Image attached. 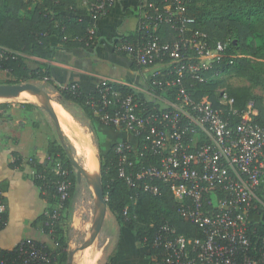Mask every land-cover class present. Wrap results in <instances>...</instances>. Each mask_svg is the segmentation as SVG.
<instances>
[{"label": "built area", "instance_id": "obj_1", "mask_svg": "<svg viewBox=\"0 0 264 264\" xmlns=\"http://www.w3.org/2000/svg\"><path fill=\"white\" fill-rule=\"evenodd\" d=\"M115 3H87L89 17H104ZM187 3L142 0L137 30L144 37L116 48L139 68L163 67L152 71L148 85L153 93L167 94L164 107H149L106 83L86 98V106L101 126L135 140L114 148L118 177L127 188L156 195V183L168 186L177 214L196 229L189 236L160 224L150 244L151 264H264V123L256 122L258 112L252 104L239 110L224 90L216 96L215 108L204 96L194 97L189 91L194 85H185L188 80L205 84L217 77L207 79L201 73L221 62L229 46L228 41L209 44L204 32L192 28L195 19L186 15ZM161 27L174 31L177 39L162 41L155 34ZM88 32L92 40L95 31ZM17 58L0 48V76L7 73L2 63ZM61 89L81 95L73 84ZM148 156L153 162L144 167L133 160ZM69 186L67 181L57 184L60 207L69 198ZM5 224L0 193V231ZM144 243L148 245L147 238ZM17 246L0 264H57L55 255L34 241L22 240Z\"/></svg>", "mask_w": 264, "mask_h": 264}, {"label": "trees", "instance_id": "obj_2", "mask_svg": "<svg viewBox=\"0 0 264 264\" xmlns=\"http://www.w3.org/2000/svg\"><path fill=\"white\" fill-rule=\"evenodd\" d=\"M93 1L95 0H0V47L20 54L47 58L51 56L48 39L55 37L59 49L87 48L94 42V38L88 39V31L93 27L88 20L90 17L87 11V3ZM186 15L195 19V25L192 28L204 32L209 44L219 41L229 43L223 60L218 64H213L210 70L201 73L207 79L217 77L205 84H196L189 80L185 84L187 87L190 84L194 85V88L189 89L194 97L201 98L206 95L205 98L209 99L216 108L215 100L219 93L216 94L215 90L222 81L221 77H245L247 70L252 67L250 58L264 60V0H188ZM155 34L164 42H173L177 39V34L168 27H161ZM143 37V32L137 30L129 37L115 41L114 48L124 42L135 44ZM237 50L241 52L239 56L236 54ZM2 66L7 70L8 77L12 76L17 80L26 81H47L63 101H70L80 106L93 122L104 128L86 106L87 97H84L82 93L80 96L71 95L66 90L51 84L48 72H45L41 66L29 69L22 57L15 60L9 59L3 62ZM18 84L11 82L8 78L0 81V85ZM120 90L123 93L132 92L125 87ZM158 93L164 94L163 92ZM227 93L234 98L236 108L245 109L244 104L238 102L236 94ZM254 102L258 112L256 122L262 124L264 123V108L260 101L255 100ZM147 104L155 109L160 108L154 103L147 102ZM5 107V104L0 106V108ZM143 138V136L140 137L139 141L141 142ZM115 146L116 144L109 147L98 158L107 208L118 224L128 231H135L133 217L138 218L139 222L144 225L143 228L135 231V240L139 245L148 249V260L151 264L150 244L160 224L168 223L176 229L177 233H186L189 236H194L196 229L177 214L176 204L168 186L156 183L158 184L156 195L127 188L123 180L118 177V157L114 151ZM47 156L48 159L43 163L32 159L25 162L30 172L33 173L30 178L39 189V197L47 206L45 213L39 216L32 226L49 235L53 248L48 249L38 243L37 245L54 254L57 264H66L70 236V205L76 193V182L73 169L60 144L50 142ZM11 159L13 161L9 166L12 169H22L20 157L13 153ZM133 160L137 166L141 163L143 167L153 162L149 156L147 158L136 157ZM62 181L69 182L70 186L69 198L60 207L61 202L56 187ZM3 191L0 187V193ZM260 193L261 189L258 194L261 195ZM125 209H127L126 216L124 215ZM54 214L57 215V220H51ZM262 221L264 223V217ZM151 225L153 227L150 228ZM144 238L148 239V245H145ZM17 247L11 251L0 250V260L3 256H13ZM110 264H117L116 257L110 261Z\"/></svg>", "mask_w": 264, "mask_h": 264}, {"label": "crops", "instance_id": "obj_3", "mask_svg": "<svg viewBox=\"0 0 264 264\" xmlns=\"http://www.w3.org/2000/svg\"><path fill=\"white\" fill-rule=\"evenodd\" d=\"M141 3L142 0H116L104 17L88 18L95 36L93 44L87 48L59 49L55 37L48 39L51 56L47 58L0 48L17 54L18 58L23 57L24 63L27 59L38 62V65L48 72L51 84L59 88L76 85L84 97L95 94L96 87L106 83L121 92L122 87L130 89L138 99L164 107L163 101L167 94L153 93L148 85L152 71L163 67L159 65L154 68H139L128 56L114 48L115 41L137 32ZM8 75L6 73L4 78L7 79ZM61 108L63 116L57 113L61 129L72 144L74 156L79 157L76 150L83 146L81 143L83 135L69 113ZM106 132L113 143L135 141L127 134L116 130L106 129ZM50 142L53 140L48 120L39 110L21 108L7 111L0 108V187L4 190L1 197L4 199L6 220L4 228L0 231V250L11 251L22 240H31L48 249L53 248L49 235L32 226L33 222L45 213L47 206L40 199L39 189L33 184L31 172L25 165V162L31 159L40 163L45 162L48 159ZM108 147L107 143L101 144V153ZM13 153L21 158L22 169H12L9 166L13 161L11 159ZM93 255H97L99 260V252L91 249L87 264H98ZM148 255L145 246L139 245L136 240L129 241L116 255V263L150 264Z\"/></svg>", "mask_w": 264, "mask_h": 264}, {"label": "rangeland", "instance_id": "obj_4", "mask_svg": "<svg viewBox=\"0 0 264 264\" xmlns=\"http://www.w3.org/2000/svg\"><path fill=\"white\" fill-rule=\"evenodd\" d=\"M236 54L239 56L241 52L237 50ZM23 58V57H22ZM36 60V59H35ZM26 66L30 69L38 68V62H33L32 60H25ZM251 68L247 70L245 77H234V76H224L221 77V82L219 87L215 90V93H219L224 90L236 94L238 102L244 104L245 109L249 104L254 106V101H260L261 106L264 108V60H256L250 58ZM6 78L0 76V81H5ZM11 82H16L20 84L31 83L40 89L46 91V93L56 102L52 105L56 109L59 116H63V107L69 115L73 118L77 127L80 129L82 137V145L79 146V150L76 153L79 157H75L76 161L81 167L86 170L87 159L85 157L86 153H90L97 162L99 155L101 154V144H106L111 147L116 144L109 139L106 135V129L95 124L84 112V110L70 102L63 101L59 94L52 89V87L46 81L39 80H17L15 77H8ZM206 97V95L204 96ZM206 99V98H203ZM244 100V101H243ZM5 104V109L7 111L24 109H36L39 110L43 116L48 120L50 131L52 134V140L55 143H59L53 122L49 116L38 106L31 104L26 101H16V100H4L0 101V106ZM29 104V105H24ZM33 106V107H29ZM52 107V106H51ZM256 109V108H255ZM257 110V109H256ZM62 130V129H61ZM63 132V131H62ZM64 134V132H63ZM65 141L73 151L71 142L68 140L67 136L64 134ZM88 143V145H87ZM108 147V148H109ZM74 154V151H73ZM99 163V160H98ZM97 170V169H96ZM95 171H92L94 174ZM86 180H84L80 185L76 186V193L73 197L70 205L71 210V221H70V236L68 243V253L78 250L87 240L90 229L92 226L93 218L96 212L93 200V193L89 190L86 185ZM264 201V196H263ZM74 221V226H73ZM135 231L144 227L138 218L133 217ZM135 231H128L123 226L119 225L114 216L109 212L108 208L105 214L104 221L102 223L101 230L95 239L91 249L97 250L99 252L98 264H110V261L116 257L122 250L127 242H133L135 240ZM128 246V245H127ZM90 249V251H91ZM89 251V253H90ZM88 253V254H89ZM88 254L80 253L76 251L74 257V264H83L87 260ZM77 257V258H76ZM76 261V262H75ZM81 261V262H80Z\"/></svg>", "mask_w": 264, "mask_h": 264}, {"label": "water", "instance_id": "obj_5", "mask_svg": "<svg viewBox=\"0 0 264 264\" xmlns=\"http://www.w3.org/2000/svg\"><path fill=\"white\" fill-rule=\"evenodd\" d=\"M23 94L28 95L29 97L30 96L34 97L35 95L39 97L40 104H37L35 102H29V103L38 105L49 116V118L53 122L60 146L64 150L67 161L71 166V168L73 169L76 186L80 185L84 180H86L87 181L86 183L91 185L93 189V200H94V206L96 212L93 218L90 234L86 242L80 248H78V250H76V251H85L93 245L95 239L97 238L101 230L102 223L104 221L105 214L107 211V199L104 195V189L101 182L99 166H98L97 174H90L78 164L73 154V151L65 141V137L61 130L59 119L51 107V103L56 101L53 100L46 93V91L40 89L39 87L31 83H25L20 85H0V99L28 102V100L26 99H20V98H24L22 96ZM76 251L68 253L66 264H73V257Z\"/></svg>", "mask_w": 264, "mask_h": 264}, {"label": "bare ground", "instance_id": "obj_6", "mask_svg": "<svg viewBox=\"0 0 264 264\" xmlns=\"http://www.w3.org/2000/svg\"><path fill=\"white\" fill-rule=\"evenodd\" d=\"M24 98H20V99H26V100H28V102H35V103H37V104H40V99H39V97H37L36 95L34 96V97H29L28 95H25V94H23L22 95ZM0 101H4L3 99H0ZM16 101H18V100H16ZM51 106H52V109H53V111L56 113V115H57V111H56V109L53 107V105H52V103H51ZM85 157H86V159H87V163H86V171L87 172H89L90 174H92V171H95L96 169V172L94 173V174H97L98 173V159H97V162H96V159L90 154V153H86L85 154ZM79 164V163H78ZM83 168V167H82ZM84 169V168H83ZM86 185H87V187L89 188V190L93 193V189H92V187H91V185H89V184H87L86 183ZM90 249H91V247L89 248V249H87V250H85V251H79L80 253H83V254H88L89 253V251H90ZM90 254V253H89ZM89 254H88V256H87V260H85L84 261V263L83 264H87V262H88V258H89ZM74 257H75V255H74ZM74 257H73V264H74ZM77 258V257H76ZM93 258H95V261H97L98 260V256L97 255H93ZM76 262V261H75ZM81 262V261H80ZM76 264V263H75Z\"/></svg>", "mask_w": 264, "mask_h": 264}]
</instances>
